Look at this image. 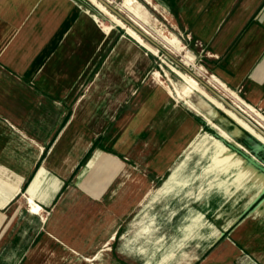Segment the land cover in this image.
I'll use <instances>...</instances> for the list:
<instances>
[{"label": "crops", "instance_id": "crops-1", "mask_svg": "<svg viewBox=\"0 0 264 264\" xmlns=\"http://www.w3.org/2000/svg\"><path fill=\"white\" fill-rule=\"evenodd\" d=\"M85 1L0 0V264H82L111 253L132 264L131 229L142 226L133 213L146 214L151 183L159 184L156 195L181 170L183 177L219 183L191 203L203 220L187 237L182 259L171 264H264L259 186H228L244 165H232L235 157L217 167L201 150L249 147L251 134L202 97H193L195 110L147 80L155 65L149 54L125 36L115 42L113 31L105 34ZM138 1L175 32L206 74L264 117V0H152L169 19ZM100 79L114 82L102 103L76 101L89 81L94 87ZM138 83L140 93L128 103ZM109 98L118 101L109 107ZM245 186L252 199L231 206L228 195ZM27 199L44 209V221L28 212ZM213 212L221 232L210 225Z\"/></svg>", "mask_w": 264, "mask_h": 264}, {"label": "bare ground", "instance_id": "bare-ground-1", "mask_svg": "<svg viewBox=\"0 0 264 264\" xmlns=\"http://www.w3.org/2000/svg\"><path fill=\"white\" fill-rule=\"evenodd\" d=\"M88 1L99 12H101L103 15L108 17L114 25L122 28L128 36H130L131 38L134 39V41L137 43L138 46L146 49V51L153 54L154 56L159 55L160 52L156 47L151 45L149 42H147L145 39H143L139 34H137L134 30H132L129 26H127L125 23H123L118 17H116L107 8H105V6L103 4H101L97 0H88ZM109 1L112 2L113 4L117 5L118 8H120L123 13L128 15L133 20V22H135V24H137V26H139L155 42H157L162 47H164L166 50H168V52H170L172 55L182 54L184 52L185 47L182 44V42L180 41V39L175 34H173L171 32L165 33V31L163 29H160L159 27H157V30H156L157 35L156 36H158L159 40L155 37V35L153 34V32H151L149 27H151V26L153 27L155 25L154 22H158V21L145 8V6L143 4H141L138 0H121V2H119V3H115L114 0H109ZM147 2L151 3L165 18L169 19V14L165 10L164 7L152 2V0H147ZM255 2H257V1L255 0ZM253 6H255V5H253ZM94 20L99 22V23H102V21L97 16H94ZM110 31H111V29H107V30H105V33L110 34ZM161 55H162V53H161ZM164 62L168 66H170V68H172V70L184 81L183 87H180L172 79H169L172 86L174 85V87H175V88L173 87L175 89V92L171 89H168L172 96L184 101L190 108L195 109V110H198V109L193 103V97L194 96L202 97L204 100L211 103L216 108L222 110L224 113H226L238 125V127L240 129L247 131L248 133L251 134V136H254L256 139H258L259 141H261L264 144V138L261 135H259L251 126H249V124H247L243 119L238 117L233 111L226 108L220 101H218L215 97H213L195 78H193L188 73L183 72V71L177 69L176 67L172 66L166 60H164ZM182 64L189 69L194 68L196 70L195 74H197V76H199V77H202L207 72L201 66L199 68H197L195 57L191 56L189 52L185 53V55L182 56ZM158 75H159V73L157 72L156 73L157 78H158ZM206 82H208L210 85L217 88V90H219V92H221V94H223L226 98H228V100H230L241 112H243L244 114L249 116L252 120H254L262 128H264V117L255 108H253L252 106L245 103V101L240 96H238L234 91L230 90L218 78H216L215 76H210V77H207ZM206 118H207L208 122L210 124H212L214 127H216L225 138H227L228 140H232V136L229 132H227L225 130H221L218 126H216V124H214L212 122V119L210 117H206ZM219 124H221V123H219ZM237 133L240 134L239 131H237ZM92 135H93V133H92ZM70 136H72V135H70ZM216 142H218V141H216ZM237 146L239 148L243 149L241 145L237 144ZM220 148H222V149H220ZM201 150H202V153H204L205 151H206V153L209 152V154L212 156V158H214L213 159L214 165H216L217 167L223 168V166H225L227 164L230 165L231 160L235 157L237 158V160L234 163H232V165H234V166L244 165L243 168H241L236 173L235 176H233L231 178L229 177L228 182H227L228 186H229V184H231L233 182H234V184L235 183L238 184L244 180H246V181L249 180L250 182H253L256 186H259L258 193H257L258 196L264 192V176L259 175V172L256 170V168H254V166L252 164L248 163L241 156H239L236 152L231 151L229 148H226V147H213V149L210 150V148H208L207 145L203 146V149H201ZM75 164H76V161H75ZM221 165H223V166H221ZM184 175L185 174L181 170L174 177H171L169 180H167V182L158 191L159 193H157L155 195V197L153 198V201H152V203L154 205H158V204L162 203V207L166 206L167 204H169L171 202H173V203L175 202V204L177 205L178 212H177L176 219L180 218L182 215L183 216L182 221H184L186 223L184 226L172 228L173 232H176V234L171 237V240L173 239L172 241L174 243H180V244L185 243L187 237L190 236L192 233H194L197 230L198 226L201 224V222L203 220V218H202L203 216H202L201 212H199L196 209H191V203L192 202H197V203L201 202L203 199L206 198L207 194L205 192L208 191L209 187H213L216 183H219V180H216V181L215 180H212V181H210V180H195L193 178L189 179V177L188 178L183 177ZM197 181L200 182L198 185L200 188H198L196 190L195 189L189 190V185L192 183L195 184ZM178 187H180V189H178ZM182 191H185V193H183ZM198 191H200V192H198ZM27 203L29 205L28 212L30 214H34V215L39 216L40 219L44 221V219L42 217L44 209H42V207L39 204H37L35 201H33L32 199H27ZM263 204H264V201H263ZM147 211H146V214L142 215V218H140L141 219L140 222L142 223L141 227L144 226V221H145V218L147 217ZM182 212H183V214H181ZM258 213L264 214V211L262 210ZM144 231H146V230H144ZM165 236H167V234H165ZM161 238H163V236ZM163 240H164V238H163ZM131 244H132V238H131ZM105 258L106 257L103 254H99L97 257H94L93 259L90 258V259L85 260V262L91 263V262L97 261L99 264H102L105 261Z\"/></svg>", "mask_w": 264, "mask_h": 264}, {"label": "rangeland", "instance_id": "rangeland-1", "mask_svg": "<svg viewBox=\"0 0 264 264\" xmlns=\"http://www.w3.org/2000/svg\"><path fill=\"white\" fill-rule=\"evenodd\" d=\"M115 3L121 2V0H114ZM85 7L87 10H89L93 15L97 16L102 23H99L102 28L105 30L111 29L110 34L112 31L114 32L115 38L114 41L117 42L118 39L122 36H126L132 43L137 44L133 38L128 36L126 32L114 25L108 17L103 15L101 12H99L88 0L85 1ZM97 22V21H95ZM155 24V25H154ZM154 26L149 27L151 32L155 35V37L159 40L158 36H156L157 32V27L160 29H163L165 33H173L175 32L167 25L165 24L162 26L159 24V22H154ZM106 28V29H105ZM106 34V33H105ZM109 34V35H110ZM176 35V34H175ZM177 36V35H176ZM178 37V36H177ZM179 38V37H178ZM181 41V40H180ZM183 44V43H182ZM135 48V47H133ZM142 48V47H141ZM146 53L149 54L152 62L155 64L151 72L147 75L146 79L147 80H152L154 82V79L157 80L156 84H161L165 85L168 87V89H171L175 92V87L174 85L172 86L171 82L169 79H172L174 82H176L180 87H183L184 81L168 66L164 60H166L168 63H170L172 66L176 67L177 69L185 72L181 67L177 66L174 62H170L166 56L163 54L161 55V52L159 53L158 56H154L153 54L149 53L146 51V49L142 48ZM164 50H166L163 47ZM135 49H133L131 57H135ZM168 52V50H166ZM188 50H184L182 54H176L173 55L174 58L182 63V56L187 53ZM170 53V52H169ZM191 56L195 57L190 53ZM123 56V53H120L117 55V58H120ZM164 59V60H163ZM197 68H199L201 65L198 61H196ZM189 69V68H188ZM194 73H196V70L194 68H191ZM159 73L158 78L156 77V73ZM207 77H210L208 74L203 75L201 78L206 81ZM153 78V79H152ZM114 85V82L111 81L110 83L107 82H102L100 79V82L98 84L96 83L94 87H91V82L89 81L86 86L83 89L82 94L76 100L77 102L81 99V105L87 106L88 104H93L94 102H100L102 103L104 101V97L106 93H108L109 90H111L112 86ZM134 85V84H133ZM140 85L141 83H138V85L133 86L132 92H131V97L128 99V103H132L137 99L140 91ZM174 87V88H173ZM91 90H94L95 94L94 97H91ZM117 95V92H116ZM117 99L114 98H109L106 99L105 102L106 104L110 107L111 105H114L117 103ZM76 102V103H77ZM243 148V147H242ZM241 149V148H240ZM242 150H245L244 148ZM235 152V150H232ZM240 156V155H239ZM243 158V157H242ZM244 159V158H243ZM245 160V159H244ZM259 175L264 176L263 173L259 172ZM150 181V180H149ZM246 181V180H244ZM249 181V180H247ZM151 183V182H150ZM159 185L157 182H154L150 184V192L148 196V211H147V217L145 218L144 221V226L139 227V226H133L132 227V244H131V256H132V264H170L171 262H178L179 260L182 259L183 254L186 252V246L185 244H180V243H174L171 240V237L176 234V232H173L172 228L173 227H181L184 226L186 222L182 221V215L180 218L176 219L177 212H178V207L175 204V202H171L167 204L166 206L162 207V203L158 205H154L152 203L153 198L155 197L153 191L156 189ZM249 186V185H248ZM248 186H245L242 193H235L233 192L232 194L228 195V203L231 205H236L240 204L245 205L248 203L252 197L253 194H251V189L247 188ZM153 187V188H152ZM193 190V189H190ZM213 200L215 196H212ZM264 201V195L261 196L259 203ZM231 205V206H232ZM254 211V210H253ZM264 211V209H263ZM218 212H213L211 215L210 219V225L213 227V231H218L221 232V224H219L216 218V214ZM139 211L133 213L131 220L133 223H136L135 221H138L140 219L139 216ZM143 214V213H142ZM183 214V212L181 213ZM264 216V214H262ZM146 230V231H144ZM167 234V236H165ZM163 236V238H161ZM166 238V239H165ZM171 241H170V240ZM163 240V241H162ZM192 245V244H190ZM116 247L118 248V244L116 243ZM108 250V249H105ZM140 254L142 256H145L146 261H143L140 263ZM105 261L102 264H122L117 257L114 256V253H111L109 256L105 254ZM144 258V260H145ZM187 257L183 258V260H187ZM84 259L83 264H99L97 261L96 262H91V263H86ZM143 260V259H142Z\"/></svg>", "mask_w": 264, "mask_h": 264}, {"label": "water", "instance_id": "water-1", "mask_svg": "<svg viewBox=\"0 0 264 264\" xmlns=\"http://www.w3.org/2000/svg\"><path fill=\"white\" fill-rule=\"evenodd\" d=\"M101 4L105 6L112 14L118 17L123 23L129 26L132 30H134L137 34H139L143 39L149 42L151 45L156 47L159 52H161L164 56L174 62L177 66L181 67L186 73L195 78L213 97H215L218 101H220L226 108L233 111L238 117L243 119L249 126H251L259 135L264 138V128H262L259 124H257L254 120H252L249 116L241 112L228 98H226L217 88L210 85L201 77L197 76L192 70L188 69L181 62L177 61L174 56L163 49V47L155 42L149 35H147L133 20L122 12L117 5L113 4L109 0H97ZM250 141L254 142V145H249V147H245L241 145L245 150L240 149L237 145L231 146L232 149L235 150L236 153L240 154L248 163L253 164L256 169H258L261 173L264 174V159L261 158L260 154H264V144L257 140L254 136L250 137ZM264 195V192L261 194Z\"/></svg>", "mask_w": 264, "mask_h": 264}, {"label": "trees", "instance_id": "trees-1", "mask_svg": "<svg viewBox=\"0 0 264 264\" xmlns=\"http://www.w3.org/2000/svg\"><path fill=\"white\" fill-rule=\"evenodd\" d=\"M167 58V57H166ZM168 59V58H167ZM169 61H171L170 59H168ZM172 62V61H171Z\"/></svg>", "mask_w": 264, "mask_h": 264}]
</instances>
